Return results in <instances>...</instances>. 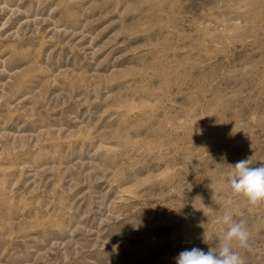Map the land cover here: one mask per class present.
Instances as JSON below:
<instances>
[{"label":"rangeland","instance_id":"374dc122","mask_svg":"<svg viewBox=\"0 0 264 264\" xmlns=\"http://www.w3.org/2000/svg\"><path fill=\"white\" fill-rule=\"evenodd\" d=\"M248 158L264 0H0V264H175L229 209L264 264Z\"/></svg>","mask_w":264,"mask_h":264},{"label":"clouds","instance_id":"9594fccd","mask_svg":"<svg viewBox=\"0 0 264 264\" xmlns=\"http://www.w3.org/2000/svg\"><path fill=\"white\" fill-rule=\"evenodd\" d=\"M231 167L228 182L233 193L245 197L251 206L264 203V163L254 167L248 158ZM221 220L226 227L215 248L207 252L197 247L186 249L175 257V264H245L244 257L234 250V245L239 249H250L249 231L243 221L233 219L230 209L224 212Z\"/></svg>","mask_w":264,"mask_h":264}]
</instances>
